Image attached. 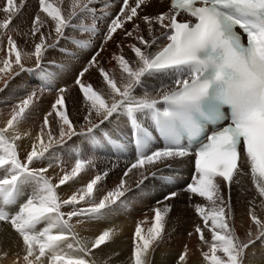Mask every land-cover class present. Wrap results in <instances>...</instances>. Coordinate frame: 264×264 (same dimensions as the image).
Wrapping results in <instances>:
<instances>
[{"label": "snow or ice", "instance_id": "snow-or-ice-1", "mask_svg": "<svg viewBox=\"0 0 264 264\" xmlns=\"http://www.w3.org/2000/svg\"><path fill=\"white\" fill-rule=\"evenodd\" d=\"M64 3L65 0H38L39 12L45 18L39 14L34 17L31 36L39 34V42L34 44V51L24 52L8 30L14 17L23 11L26 0H5V18L0 21V35L6 36L8 46L5 57L0 59V80L5 81V88L9 77L33 71L26 67V59L34 58L36 68H41L47 51L67 39V29L94 32L95 23L74 22L88 15L95 18L94 5L107 7L106 0H68L65 13ZM147 3L148 0H122L119 13L107 26L105 43L127 22H134V18L143 21L147 37H151L140 34L139 24L126 33L129 37L135 35L140 46L130 45L135 66L123 54L113 57L120 69V82L99 66V52L89 61V67H97L107 85V96L91 83L83 82L89 67L83 68L75 80L86 102L87 132L99 129L115 113L125 112L135 123L136 113L152 109L165 134L167 143L152 149L146 131L138 126L134 129L136 158L113 190L96 201L94 193L107 176L105 172L95 175L67 199H61L57 189L79 177L92 161L76 158L70 171L62 169L57 183L48 175L52 163L35 167L55 145L78 134L66 109V89H58L59 95L43 117L36 141L23 159L17 141L29 133H21L19 125L35 104L38 92L31 91L15 104L5 126L0 127V222L9 224L21 238L23 264H111V255L89 257L110 243L117 230L105 229L94 238L83 237L72 223L73 218L80 224L81 218L100 216L121 202L131 190L125 178L133 170L139 172L136 186L140 187L149 176L157 175L149 169L190 154L194 155L195 175L186 191L211 206L206 210L201 204L195 205L204 225H197L195 232L208 247L202 252L205 264H248L249 250L257 241L264 242V219L254 209L249 211L251 227L245 238L238 235L228 218L231 199L226 200L221 191V181L230 187L238 175H250L264 208V0H170L167 12L140 17L138 10ZM182 14L189 19H178ZM46 24L51 27L47 35L42 31ZM155 26L163 30L159 36L153 35ZM53 33L55 39L48 43ZM70 42L78 47L87 46L86 41L74 37ZM65 54L71 55L67 50ZM17 68L19 71H15ZM165 72H172L176 78L172 86L164 85L157 92L158 98L147 91L143 96L135 95L137 88L145 87L147 78ZM159 101L169 106L162 113L157 108ZM224 106L227 112L222 111ZM53 121L58 135L53 132ZM207 124L211 129L206 128ZM185 133L187 146L181 143ZM245 166L248 172L244 171ZM176 195L172 192L165 200ZM65 207H71V211H63ZM170 211L168 204L163 209L154 208L153 221L146 230L143 222L137 224L131 264H152L151 255L164 239L165 218ZM205 228L211 232L210 241L205 238ZM179 264H187V247L179 256Z\"/></svg>", "mask_w": 264, "mask_h": 264}, {"label": "bare ground", "instance_id": "bare-ground-1", "mask_svg": "<svg viewBox=\"0 0 264 264\" xmlns=\"http://www.w3.org/2000/svg\"><path fill=\"white\" fill-rule=\"evenodd\" d=\"M156 2L157 0L152 1V5L148 8L149 12L155 13V12L163 11L164 5L158 4L156 6L157 4ZM4 3H5V0H0V5ZM64 4L67 5L68 7V0H66ZM1 9H2V6H1ZM28 9L29 10L27 11V13L25 14L23 13L24 17L26 16V18L23 20H20L22 22L20 24L21 28H23V25L25 23L26 29H24L23 31L20 29L22 32L18 34L15 32L17 31L16 29L12 31L14 27L12 30L9 29L8 31V34H11L13 36L18 46L22 47V49L20 47L19 48L24 52L28 50L29 52L34 51V44L39 42V34H37V36L35 37L31 36V25H32V21L34 17L37 14H39L41 15L42 19L45 18L44 14L39 12L38 6H35V7L32 6V7H29ZM23 12H26V11L24 10ZM0 16H2L3 19L5 18V14L2 12V10H0ZM90 18H91V15H88L87 17L83 19L86 20ZM17 19L19 20V18ZM81 21H77V22L81 23ZM14 24H16V22H14ZM136 24H137L136 21L127 22L124 25V29L132 27L134 30ZM155 28L156 30L154 31L153 35L159 36L160 32L163 30L160 29L159 26H156ZM42 31L44 32L45 35H47L51 31V27L48 24H46L45 27L42 29ZM77 32H80V35H78L79 37H81V33L83 34V37H81L80 39L82 38L85 39L87 37L89 41L91 37L95 39L98 38L96 31L94 32L77 31ZM122 32H125V30ZM76 34L78 33H75L74 35ZM140 34L145 35L146 38H149V39L151 38V37H147L144 24L140 25ZM54 36L55 34L53 33L52 37ZM119 36L122 37L121 42L114 40V38L112 40L107 41L101 46L99 55L96 56V60L99 66L105 68L109 72L110 75L114 74L118 82H120L121 73L113 57L116 55L123 54L125 58L129 59L133 63V66H135V54L131 51L130 45L137 44V46H140L138 44V41L135 38V35L132 37H129L127 35L123 37V35L120 34ZM49 41H52V38H50L48 42ZM116 45H118L119 48H117ZM87 46L86 47L77 46V48L72 49L71 53H73L74 57H76L75 61H73L74 59L72 60L71 59L63 60L61 58L57 59L58 57H60V56H57L55 59L57 61V64L60 66V68H58V72H55V68L57 67H55L53 71L47 70V69L46 71L40 68H36L35 60L33 58V59H30L34 62V65H35L33 68H31L33 69V71L21 72L19 75L15 77H9L6 88H5V81L0 80V89H3L2 91H0V127L5 126L7 119L10 118L11 109L15 104L19 103V101L25 98L31 91L38 92V98L35 104L31 106L30 110L27 113L26 119L19 125V131L21 133H29V135H23L22 139L17 141V144L19 145L18 151L22 159L26 156V154L29 151H31V146L36 141V137L39 134L40 129L43 125V117L47 114V112L51 111V105L57 99L59 95L58 89L60 88L66 89L63 95L65 97L66 109L68 111L67 100L70 99L69 96L73 94L74 90L76 88H79V86L75 84V80L77 79V77L75 76L76 73L74 71L76 70L77 72L79 69L83 70V68L89 67V62L87 61V58L92 50L90 48H87ZM7 47L8 46H7L6 36L0 35V59L5 57ZM52 50H55V49H52ZM152 51H155V49H152ZM50 55H52V53H50ZM26 60L28 61V59ZM66 66H68L75 74L73 73L69 76L68 75L69 72L62 69V68H66ZM59 69H62V70H59ZM15 71H19V69L17 68L15 69ZM40 75L43 77H46L49 81L52 82V87H53L52 89H44L43 92L39 91L41 87H38V85L35 83L33 79L38 77V80L43 82V77H39ZM82 80L85 84L91 83L95 90L102 91L107 96L108 94L107 85L103 82V79L97 67H89V71L84 74V76L82 77ZM43 84H45V81ZM164 85L172 86V80L167 79L164 76H160V74H155L152 77H149L145 80V87L136 89L135 95L137 97H140L144 95L145 91H147V93L150 96L158 98L157 92ZM81 101L83 104L82 106L83 110H80L83 112V114L80 113L83 116V117L81 116L82 124L81 125L79 124L80 127H78L79 125L75 127L78 134L76 136H73L70 140H66L64 144L55 145L54 149L50 151V154H46V158L43 161H38L35 163V167H47L49 163L53 164V167L49 169L48 175L53 178L54 183H57L59 180V177L63 175L62 169L70 171L71 168L74 166L75 159L81 158V155L82 156L86 155V152L83 149V144L87 145L86 143L87 136L90 137V134L92 133H89V132L87 133V121L84 119V117L87 115L86 102L84 101V98ZM68 113H69L70 119L72 120L74 124V120L76 119V117L71 112L68 111ZM49 119L50 121L53 120V118L51 117ZM96 122L98 123V121ZM100 126L104 128H108V129H113L115 133H117L118 131L126 130L128 128L126 124V113L125 112L115 113L113 114L112 118H109V120L105 121ZM52 129H53V132L58 135V129L54 121L52 123ZM101 131H103V129H99L93 133L97 137H99V133ZM45 139L47 138L45 137ZM99 140L102 141V139H99ZM74 151H76L77 153H75ZM82 159H87V157L86 156L82 157ZM115 159L120 160V158L118 157ZM189 167L187 168V170L183 168L179 172L175 171L179 176L176 178L177 179L176 182H170V183L173 184L177 189H180V186L183 184L184 180L188 177V173L190 169ZM91 169L89 168L85 170L79 177L75 178L73 181H70L67 184L60 186L57 189V191L61 199H67L71 194L85 187L86 184L95 176L94 170L92 167ZM168 171H169L168 169L156 170V172L160 174H162L163 172L168 173ZM138 176H139V172L135 171L133 175L129 174V176L126 177L125 179H127L128 183H131L134 179L138 178ZM221 191H222V194L225 196L226 200L229 197L230 199H232V204L234 205L233 211L235 212L234 215L236 218V223L234 227L236 228L238 235H240L241 238L244 239L246 231L249 229V227H251V220L249 216L250 209H254L256 214L262 219H264V208L260 206V197L258 196L256 192V189L252 183V180L248 175H238L236 177V181L229 187V189H227L224 185V182L221 181ZM169 192L170 191L166 192V194ZM105 193L101 191H95L94 195H95L96 201L98 202V200L102 198V196L105 195ZM124 198H126V196ZM190 200L192 202L191 205L194 204L193 206H195L196 204H201V203H202V206L209 205V203L206 200L194 194L190 196ZM164 201H165L164 197L161 199L155 200L153 202V206H150L149 212L154 213L153 209L158 206L156 205V203L158 202L163 203ZM151 202H148V203H151ZM186 204L187 203H185V205ZM82 206L87 207L88 205L84 204ZM138 206H139L138 204H137V207L134 206L133 207L134 210H136ZM143 207L145 206H142V208ZM175 207L173 208L175 209ZM208 207H211V206L209 205ZM142 208L140 207L139 209L142 210ZM125 209L122 206H119L116 204V205H113L110 210H108L107 212H104L100 216H97L91 219L81 218L82 223L80 224H77L76 218H73L72 223L76 226V230L83 237L94 238L95 236H98L105 229L114 228L117 230V234L114 237V239L110 243H108L106 246H101V249L95 250L94 254L89 257L90 259L102 258L108 255H111L112 256L111 264H131L130 258L132 257V253L134 250L135 228L138 223L143 222L142 227H144L146 230L148 227L151 226L153 219L150 218L151 215H149L148 217H145L144 214L140 215L139 214L140 211H138L139 213L134 212V213H137L138 214L137 215V214H134L133 212L131 213L129 211H126L127 209L126 210ZM179 209L181 210L180 207ZM183 210L180 212L186 213V212H183ZM193 210H194L193 214H195L193 215V217H191V215L189 216L182 215L183 217L181 221L178 220L180 223L179 227H183L182 223H187L189 229L193 227V221L195 222L198 220V215L196 216L197 213H195L196 210L194 207H193ZM63 211L65 212L71 211V207H65ZM188 214L189 213L187 210V214L185 215H188ZM174 218L176 219V217ZM169 222H172V221H170L169 219ZM173 223H174V219H173L172 224ZM174 225L176 227V223ZM193 229H195V226L193 227ZM186 233L181 236L176 233H173L171 235L168 234L169 235L168 237H165L163 240H161L159 244L155 246V251L151 255L152 264H179V256L185 251V247H187V264H205L203 257H202V252L208 250L207 245L200 241L199 235L197 236L195 233H193L188 236L186 235ZM205 238L210 241L211 234L205 235ZM22 247L23 246H22L21 238L18 236L17 233H15V231L11 228V226L7 223L0 222V264H17L18 260H19V264H23L22 256L24 253H23ZM4 253H7V255L5 256ZM247 259H248V264H264V242L257 241L255 246L249 250Z\"/></svg>", "mask_w": 264, "mask_h": 264}, {"label": "rangeland", "instance_id": "rangeland-1", "mask_svg": "<svg viewBox=\"0 0 264 264\" xmlns=\"http://www.w3.org/2000/svg\"><path fill=\"white\" fill-rule=\"evenodd\" d=\"M27 1V4L24 6V10L26 11V12H21L18 16H16V17H14V20H13V23H12V26H10V30H12L13 29V27H14V29L12 30V31H14L15 29L17 30V31H15L17 34L18 33H20V32H22L24 29H26L25 27V23H24V25H23V28H21V26H20V24L22 23L20 20H23V19H25L26 18V16L24 17V15H23V13L25 14V13H27V11L29 10L28 8L29 7H32V6H37V4L35 3V2H33V0H26ZM34 4V5H33ZM5 5V3L4 4H1L0 5V10H2L1 9V6H2V8H3V6ZM28 5V6H27ZM63 8L65 9V13H67V10H68V7H67V5H63ZM20 15H22V16H20ZM1 18H0V21L1 20H3V17L2 16H0ZM22 17H24V18H22ZM17 18H19V20L17 19ZM18 21H17V20ZM16 20V21H15ZM14 22H16V24H14ZM20 22V23H19ZM74 23H77V24H79V22H77V21H75ZM19 24V25H18ZM16 27H15V26ZM19 29H18V28ZM22 31H21V30ZM0 31H3V30H0ZM9 31V30H8ZM74 31H76V32H74ZM77 31H79V30H74V29H72V28H69V29H67L66 30V37H67V39H63V40H61L60 42H59V45L56 47V48H54L55 50H52V49H50V50H48L47 51V53H46V56H45V59H44V61L42 62V65H41V68L40 69H42V70H52L53 71V69L55 68V67H57V68H55V72H58V68H60V66L57 64V61H56V57L57 56H60V57H58L57 59H59V58H61V59H63V60H68V59H74L73 61H75L76 60V57H74V55H73V53H71V51H72V49L74 48H77V46L75 45V44H73V43H71V42H69V40L71 39V38H73L74 36L75 37H79L78 35H80V32H77ZM75 33H78V34H76V35H74ZM73 35V36H72ZM126 36V35H125ZM125 36H123V37H125ZM81 37H83V34L81 33ZM80 37V38H81ZM85 37V36H84ZM52 38V41H49L48 43H52L53 42V40L55 39V36L54 37H51ZM79 38V39H80ZM83 40H86L88 43H89V41H90V39H89V41H88V39H87V37L84 39V38H82V39H80V41H83ZM68 43V44H67ZM65 44V45H64ZM67 44V45H66ZM74 46V47H73ZM117 46V48H119V46L118 45H116ZM20 47V46H19ZM21 49H22V47H20ZM63 48V49H62ZM68 49V50H67ZM65 50H67L69 53H71V55H68V54H65ZM25 52H29V50L28 51H25ZM52 53V55H50V53ZM54 54V55H53ZM64 55V56H63ZM69 56V57H68ZM63 57V58H62ZM29 62V63H28ZM52 62H55V64H53ZM25 65H26V67L27 68H33L35 65H34V62L32 61V60H26L25 61ZM63 70H66L67 72H69L68 73V75L70 76L71 74H73L74 72L77 74V72H76V70L73 72L68 66H66V68H62ZM71 71H70V70ZM46 70V71H47ZM26 72H30V71H26ZM74 73V74H75ZM76 74H75V76H76ZM73 76V75H72ZM76 77H78V74H77V76ZM70 79H71V77H70ZM74 95V96H73ZM73 96V97H72ZM82 96H83V94H82V92L80 91V89L79 88H76L75 90H74V92H73V94L71 95V96H69V98L70 99H68L67 100V106H68V111L69 112H71L75 117H76V119L74 120V125H75V127L76 126H78L79 124L81 125L82 124V121H81V114H83V112L82 111H80V110H83L82 109V106H83V104H82ZM69 101V102H68ZM74 101V102H73ZM72 104H71V103ZM79 111V112H78ZM81 113V114H80ZM115 116V115H114ZM83 117V116H82ZM113 117V116H112ZM112 117H110V118H112ZM80 125L78 126V127H80ZM108 126H110V125H108ZM99 129H103V131H105L104 133H102V131L99 133V137H97L94 133H92V134H90L91 135V139H95L94 140V142L96 141V140H98L97 141V143H100V146H101V144H102V141L101 140H99V139H103V137H104V135H105V133H115L114 132V130L113 129H108V128H104V127H102V126H100L99 127ZM99 129H96V130H94L93 132H96L97 130H99ZM88 133V132H87ZM87 136V135H86ZM88 137V136H87ZM95 137V138H94ZM89 142H91V140L90 139H87V142L86 143H89ZM87 157V159H90L91 158V161H92V164L90 165V166H88L87 168H86V170L87 169H91V167L93 168V170H94V175H97V174H103V173H107V176L99 183V185L100 186H98L97 188L98 189H96L95 191H101V192H103V193H107L108 191H110V190H113L115 187H116V185L117 184H119V182H120V180H121V178L123 177V173H124V171L127 169V167H129L130 166V162L128 163V161H126V160H123V159H121L120 158V160H116L115 158H117V157H115V156H111V155H108V154H106V153H104V152H102V153H100L98 150L97 151H95V153L94 152H92V154H88L87 155V152H86V155H81V158L82 157ZM94 156V157H93ZM97 158V159H96ZM86 159V160H87ZM115 159V160H114ZM100 167V168H99ZM98 168V169H97ZM153 169V168H152ZM151 169V170H152ZM92 170V169H91ZM100 170V171H99ZM151 170H149V172L151 171ZM97 171H98V173H97ZM103 171V172H102ZM136 170H133V172L132 173H130V174H134V172H135ZM101 172V173H100ZM155 172H156V170H155ZM157 173V172H156ZM164 173V172H163ZM162 173V174H163ZM159 175H160V173H157V175L153 178V177H151V176H149L150 178L148 179V180H146L145 182H144V184L143 185H141L140 187H137L136 186V181L140 178V176H138V178H136V179H134L131 183H128V186L130 187V191H128L127 193H126V198H122V202H119V203H117V205H119V206H122L126 211H129V212H138V211H140V215L142 214H144V216L145 217H148L149 215H151L150 216V218L151 219H153V217H154V213H150L149 212V209H150V206H153V202L155 201V200H157V199H161V198H163L164 197V200H165V197L166 196H168V194L170 193V192H175L177 195L174 197V198H172V199H170V200H165L163 203H160V204H158V203H156V205H158L157 207H160V208H162L163 209V205L166 203V204H168V205H170L171 206V210L172 211H170L169 213H168V215L166 216V218H165V223L167 224V226H166V224H165V233H164V238L165 237H168L169 235H171V234H173V233H176V234H179L180 236L181 235H184L186 232H190L191 231V234H193V233H195L197 236L199 235V234H197L194 230L195 229H193V227L195 226V228H196V226L197 225H199V226H201V228H204V225H203V223H202V219H201V217H200V215L197 213V212H195V213H197L196 214V216L198 215V220L197 221H193V227L191 228V229H189L188 228V225H187V223H182L183 224V227H179L180 226V223H179V221H181V219H182V217L183 216H189V215H191V217H193V215H195V214H193L194 213V210H193V207L195 208V206H193V205H191L192 204V202H191V200H190V196L192 195L191 193L189 194V192H188V194L186 195V194H184L183 192H181V188L180 189H177L173 184H171L170 182H176V180L177 179H175V180H169V181H167L166 179H164V178H162V177H159ZM95 177V176H94ZM158 178V179H157ZM104 180H105V182H104ZM103 182V183H102ZM111 184V185H110ZM162 184V185H161ZM171 184V185H170ZM101 189H100V188ZM158 187V188H157ZM164 187V188H163ZM160 188H162V189H160ZM169 188V189H168ZM158 189H159V191H158ZM105 190V191H104ZM166 190V191H165ZM168 191H170L169 193H167L166 194V192H168ZM142 192V193H141ZM156 192H158V193H156ZM162 192V193H161ZM105 193V194H106ZM130 193V194H129ZM160 193V194H159ZM164 193V194H163ZM165 195V196H164ZM129 196V197H128ZM145 196V197H144ZM182 196H183V198H182ZM128 197V198H127ZM139 197V198H138ZM186 199H185V198ZM134 198V199H133ZM138 198V199H137ZM178 198H180V199H178ZM131 199V200H130ZM147 201H146V200ZM127 200V201H126ZM134 200V201H133ZM172 200H174V201H172ZM181 201V202H179V201ZM187 200V201H186ZM129 201V202H128ZM152 201V202H151ZM168 201H169V203H168ZM128 202V203H127ZM132 202H134V203H132ZM148 202H151V203H148ZM177 204V206H176V204ZM182 203V204H181ZM185 203H187L186 205H185ZM137 204L139 205L138 206V210L136 209V210H134V206L135 207H137ZM147 206L146 208L145 207H143L142 208V206ZM149 204V205H148ZM161 204H162V206H161ZM175 204V205H174ZM180 204V205H179ZM133 205V206H132ZM191 205V206H190ZM201 205H202V203H201ZM176 206V207H175ZM181 208V210L179 209V207ZM183 206V207H182ZM185 206V207H184ZM205 208H206V210H208L210 207H208L209 205H203ZM142 208V210L141 209H139V208ZM173 207H175V209L173 208ZM144 208H145V210H144ZM183 208H184V210H183ZM187 208V209H186ZM179 209V210H178ZM192 209V210H191ZM132 210H134V211H132ZM176 210V211H175ZM183 210V212H186V213H182V212H180V211H182ZM186 210V211H185ZM187 210H188V215H185V214H187ZM234 210V205L232 204V199H231V211L229 212V216H228V218H229V222H230V224H232V225H234L235 226V223H236V218H235V212L233 211ZM145 211V212H144ZM147 211V212H146ZM226 211H227V209H226ZM107 212V211H106ZM142 212V213H141ZM176 212V213H175ZM147 213V214H146ZM175 213V214H174ZM134 214H137V213H134ZM146 214V215H145ZM138 215V214H137ZM172 215V216H171ZM183 215V216H182ZM178 216V217H177ZM174 217H176V219L174 218ZM178 218V219H177ZM169 219H170V221H172L173 222V219H174V223L172 224V222H169ZM172 219V220H171ZM175 220H177V221H175ZM179 220V221H178ZM168 222V223H167ZM176 223V227H175V224ZM172 226H171V225ZM175 227V228H174ZM170 228V229H169ZM179 229V230H178ZM193 229V230H192ZM186 230V231H185ZM176 231V232H175ZM178 231V232H177ZM167 232H169V233H167ZM185 232V233H184ZM169 234V235H168ZM204 234L205 235H210L211 234V232L208 230V229H204ZM186 235H188L189 236V234H187L186 233ZM243 239V238H242Z\"/></svg>", "mask_w": 264, "mask_h": 264}]
</instances>
